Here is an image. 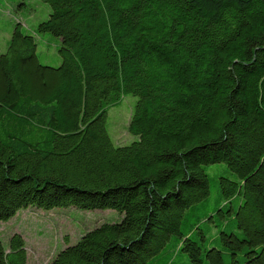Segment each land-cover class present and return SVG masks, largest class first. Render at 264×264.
<instances>
[{
  "label": "trees",
  "instance_id": "16d2710c",
  "mask_svg": "<svg viewBox=\"0 0 264 264\" xmlns=\"http://www.w3.org/2000/svg\"><path fill=\"white\" fill-rule=\"evenodd\" d=\"M41 1L48 18L16 23L0 55V221L29 206L122 216L47 264H264V0ZM43 33L57 67L38 61ZM127 95L138 139L115 147L107 112ZM215 164L236 179L207 211ZM0 264H27L19 234Z\"/></svg>",
  "mask_w": 264,
  "mask_h": 264
},
{
  "label": "rangeland",
  "instance_id": "374dc122",
  "mask_svg": "<svg viewBox=\"0 0 264 264\" xmlns=\"http://www.w3.org/2000/svg\"><path fill=\"white\" fill-rule=\"evenodd\" d=\"M12 2H15L14 6ZM49 13V5L41 0H0V29L12 22L14 25L21 23L23 31L31 34L48 18ZM2 37L0 32V41ZM35 42L36 55L42 65L48 67L60 65L58 38L43 33L35 36ZM135 101L136 98L127 95L107 112L106 130L115 147L127 146L138 139L128 132ZM205 169L209 179L210 195L204 202L203 209L211 211L216 200L219 178L235 180L236 175L228 171L224 164L211 165ZM121 217L118 212L110 209L87 211L68 207L42 210L29 206L18 210L8 221H0V239L2 245L7 248L10 237L19 234L25 243L27 264H47L61 250L76 244L86 232L102 224L118 223ZM174 240L172 237L169 244ZM168 249H171L170 246ZM177 252L171 254L163 252L155 259L158 260L157 263L155 261L148 264H191L185 254Z\"/></svg>",
  "mask_w": 264,
  "mask_h": 264
},
{
  "label": "crops",
  "instance_id": "0c3cea01",
  "mask_svg": "<svg viewBox=\"0 0 264 264\" xmlns=\"http://www.w3.org/2000/svg\"><path fill=\"white\" fill-rule=\"evenodd\" d=\"M14 3L15 2L11 3V4H13L12 6H14ZM14 26L15 25L12 22V23H9V25L7 27L0 29V32L3 35V37L1 38L2 40L0 41V55L3 54L7 49V46H8V43H9V40H10Z\"/></svg>",
  "mask_w": 264,
  "mask_h": 264
}]
</instances>
